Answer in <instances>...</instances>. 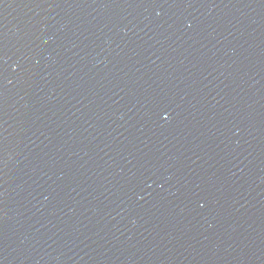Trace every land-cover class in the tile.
Returning a JSON list of instances; mask_svg holds the SVG:
<instances>
[{"label":"water","instance_id":"1","mask_svg":"<svg viewBox=\"0 0 264 264\" xmlns=\"http://www.w3.org/2000/svg\"><path fill=\"white\" fill-rule=\"evenodd\" d=\"M0 264H264V0H0Z\"/></svg>","mask_w":264,"mask_h":264}]
</instances>
